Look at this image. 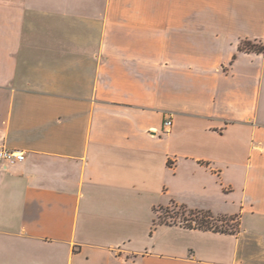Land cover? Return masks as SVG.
<instances>
[{
    "label": "crops",
    "instance_id": "1",
    "mask_svg": "<svg viewBox=\"0 0 264 264\" xmlns=\"http://www.w3.org/2000/svg\"><path fill=\"white\" fill-rule=\"evenodd\" d=\"M242 42L264 47V0H0V148L25 157L0 162V264H264V52Z\"/></svg>",
    "mask_w": 264,
    "mask_h": 264
},
{
    "label": "trees",
    "instance_id": "2",
    "mask_svg": "<svg viewBox=\"0 0 264 264\" xmlns=\"http://www.w3.org/2000/svg\"><path fill=\"white\" fill-rule=\"evenodd\" d=\"M239 51L243 52H255V53H263L264 52V47L263 46H257L253 45L250 42H242L239 46ZM180 210H182V213L187 212L189 215H194V219H183L186 222L187 227H195L198 229H205V230H213L217 232H227L229 229H223V228H218V226L215 225V223L218 222H224L225 219L221 218H213L212 215L208 212H202V211H197V210H189L184 206H178ZM162 224L168 225L167 222L161 221ZM192 223H195L193 225ZM232 231V230H230Z\"/></svg>",
    "mask_w": 264,
    "mask_h": 264
},
{
    "label": "rangeland",
    "instance_id": "3",
    "mask_svg": "<svg viewBox=\"0 0 264 264\" xmlns=\"http://www.w3.org/2000/svg\"><path fill=\"white\" fill-rule=\"evenodd\" d=\"M194 219V215H189L187 212L182 213L178 207L174 205H169L167 207H162L157 210V221L167 222L168 224H182L186 225L183 219ZM195 225V223H192ZM218 228L235 229L236 223L228 221L226 223H215Z\"/></svg>",
    "mask_w": 264,
    "mask_h": 264
},
{
    "label": "built area",
    "instance_id": "4",
    "mask_svg": "<svg viewBox=\"0 0 264 264\" xmlns=\"http://www.w3.org/2000/svg\"><path fill=\"white\" fill-rule=\"evenodd\" d=\"M171 117H167L163 122L164 132H167L171 127ZM25 157L22 152H15L7 148H0V162L11 163V162H22Z\"/></svg>",
    "mask_w": 264,
    "mask_h": 264
}]
</instances>
